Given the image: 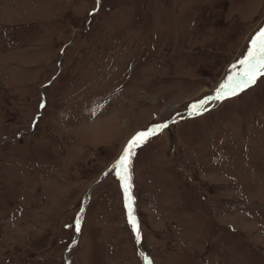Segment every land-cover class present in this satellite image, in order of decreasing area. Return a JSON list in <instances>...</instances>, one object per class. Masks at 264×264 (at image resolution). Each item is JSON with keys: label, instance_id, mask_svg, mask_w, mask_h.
<instances>
[{"label": "rangeland", "instance_id": "1", "mask_svg": "<svg viewBox=\"0 0 264 264\" xmlns=\"http://www.w3.org/2000/svg\"><path fill=\"white\" fill-rule=\"evenodd\" d=\"M261 29L264 0H0V264H264V76L214 99Z\"/></svg>", "mask_w": 264, "mask_h": 264}, {"label": "snow or ice", "instance_id": "2", "mask_svg": "<svg viewBox=\"0 0 264 264\" xmlns=\"http://www.w3.org/2000/svg\"><path fill=\"white\" fill-rule=\"evenodd\" d=\"M244 65V70L235 75L227 78V83H224L217 89V95L214 97L216 100H224L238 95L240 92L253 86L259 77L264 76V29H261L250 42L249 51L246 57L240 61ZM208 101H201L199 105H192V109L196 115L202 114L203 111H208L204 105ZM43 107V105H41ZM168 127L167 124L158 125L155 129H148L146 131L138 132L125 146V149L119 159L113 165L111 171L115 172L118 179L121 180V187L125 192L126 201H131V165L132 158L136 154V149L143 146L149 138L156 134L157 131ZM128 210L129 224L132 226L136 234L137 242L140 241V228L136 221L132 204L126 203ZM75 230L80 231V220L77 219Z\"/></svg>", "mask_w": 264, "mask_h": 264}]
</instances>
